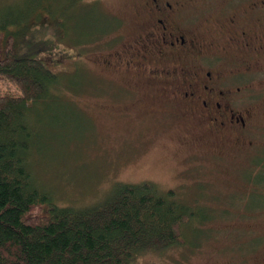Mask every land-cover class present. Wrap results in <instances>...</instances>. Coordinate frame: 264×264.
Masks as SVG:
<instances>
[{"label": "rangeland", "instance_id": "374dc122", "mask_svg": "<svg viewBox=\"0 0 264 264\" xmlns=\"http://www.w3.org/2000/svg\"><path fill=\"white\" fill-rule=\"evenodd\" d=\"M84 1L92 6H79L76 12L69 10L58 18L54 13L59 10L53 5L46 18L29 21L27 45L42 38L58 44V35L66 47L96 43L93 48L83 44L86 49L82 54L64 51L61 56H43L59 74L69 75L64 81L72 79L56 100L41 105L35 115L36 136L30 158L38 181L54 195L57 204L74 207L100 203L119 183L150 181L160 192H171L192 208L207 209L205 223L197 220L198 226L191 227L198 232L191 236L186 230L184 234L189 240L198 235L196 242L200 241L208 254L211 250L217 254L241 251L246 228L264 238V214L252 210L243 213V203L249 200L242 186L231 179L241 171L237 162L241 156L251 160L256 150L243 152L228 145L218 146L189 121V116L179 117L173 107L155 99L151 85L134 72L104 65L103 57L120 44L117 34H130L128 26L135 18L136 6L132 0ZM7 5L37 8L39 3L0 0V12ZM119 17L125 21L119 22ZM215 22L213 18L203 19L202 31L214 27ZM72 32L84 33L88 39L76 41L79 39ZM214 35L208 33L211 38ZM27 50L22 49L20 54ZM51 57L60 58L61 64L55 67ZM128 87L137 92L132 94ZM204 184L207 194L197 199ZM234 241L237 249L231 244ZM195 249L187 247L185 251L193 254ZM182 250L175 245L166 251H148L134 264H178Z\"/></svg>", "mask_w": 264, "mask_h": 264}, {"label": "trees", "instance_id": "16d2710c", "mask_svg": "<svg viewBox=\"0 0 264 264\" xmlns=\"http://www.w3.org/2000/svg\"><path fill=\"white\" fill-rule=\"evenodd\" d=\"M31 1L39 6L7 5L0 12V264H134L148 251L175 245L193 250L198 235L189 240L184 232L197 233L191 227L203 222L207 209L192 208L150 181L119 183L106 199L84 207L57 204L38 181L30 158L34 118L72 78L64 81L69 75L51 70L43 57L61 52L62 37L57 36L60 45L44 38L27 45L29 21L46 18L53 5L58 18L92 5ZM72 35L76 41L87 38Z\"/></svg>", "mask_w": 264, "mask_h": 264}, {"label": "flooded vegetation", "instance_id": "af4514ba", "mask_svg": "<svg viewBox=\"0 0 264 264\" xmlns=\"http://www.w3.org/2000/svg\"><path fill=\"white\" fill-rule=\"evenodd\" d=\"M132 2L136 7L135 18L128 26L130 34H117L119 46L108 51L102 63L134 72L151 85L155 99L173 107L179 117L189 116V121L218 146L228 145L243 152L254 148L251 160L243 155L237 161L241 171L231 179L242 186L249 200L243 203V213L252 210L264 214V0ZM211 18L216 20L215 26L203 32V19ZM122 20L119 17V22ZM208 33L215 35L211 38ZM90 43L78 45L80 53L86 49L85 44L96 46ZM61 45L59 56L64 51H78L63 42ZM50 60L55 67L61 64L60 58ZM128 89L132 94L137 92ZM203 187L205 184L197 199L207 194ZM246 231L241 251L217 254L211 250L208 254L199 241L193 254L182 250L178 264H264L263 235L248 228ZM231 244L237 249L236 241Z\"/></svg>", "mask_w": 264, "mask_h": 264}]
</instances>
